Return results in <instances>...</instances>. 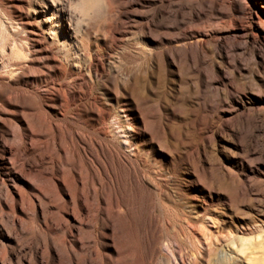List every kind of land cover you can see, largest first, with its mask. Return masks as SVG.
<instances>
[{"label":"rangeland","instance_id":"obj_1","mask_svg":"<svg viewBox=\"0 0 264 264\" xmlns=\"http://www.w3.org/2000/svg\"><path fill=\"white\" fill-rule=\"evenodd\" d=\"M123 1L132 18L159 6ZM163 12L175 39L163 48L207 102L205 110L195 107L201 152L187 155L189 166L165 159L156 168L160 191L121 174L104 187L70 165L71 137L82 133L70 116L40 100L37 111L20 98L0 102V264H159L165 244L178 264H216L222 251L237 253L228 232L264 244V0H168ZM142 24L131 20L129 27ZM160 32L149 35L158 42ZM122 53L115 48L105 60L114 55L130 66L135 56ZM25 75L21 84L51 87L40 70ZM208 217L220 220V232ZM197 230L207 234L200 248ZM248 255L234 254V264L259 263L264 251Z\"/></svg>","mask_w":264,"mask_h":264},{"label":"bare ground","instance_id":"obj_2","mask_svg":"<svg viewBox=\"0 0 264 264\" xmlns=\"http://www.w3.org/2000/svg\"><path fill=\"white\" fill-rule=\"evenodd\" d=\"M147 1L149 6H159L132 18L126 13V3L114 0L111 23L75 32L61 0H24L25 6L18 0H0V102L8 106L20 98L27 109L37 111L40 100L42 106L50 105L58 115L77 122L82 133L71 137L70 165L92 174V184L113 185L121 174L128 183L160 191L156 168L161 170L165 159L172 165L189 166L187 155L196 149L201 152L197 138L202 128L196 122L195 107L205 110L207 102L200 103L190 81L175 71V57L163 48L175 40L163 24L168 0ZM156 16L160 21L154 30ZM131 20L145 24L129 27ZM158 31L162 32L156 42L149 34ZM154 44L161 48L152 49ZM115 48L135 56L130 66L118 62L117 52L105 60ZM34 69L51 80V87L38 81L20 83V76ZM181 85L186 94L181 93ZM172 87L179 94L176 98ZM208 220L221 231L217 217ZM197 231L193 243L200 248L207 234ZM233 234L228 232L226 238L231 246L238 244L237 253L252 256L254 251H264L256 238L236 239ZM157 251L159 264H178L169 244ZM237 253L222 251L216 264L236 263L233 255ZM189 257L195 262L197 254Z\"/></svg>","mask_w":264,"mask_h":264},{"label":"clouds","instance_id":"obj_3","mask_svg":"<svg viewBox=\"0 0 264 264\" xmlns=\"http://www.w3.org/2000/svg\"><path fill=\"white\" fill-rule=\"evenodd\" d=\"M68 24L75 32L101 29L111 23L116 5L114 0H61ZM249 264H253L252 261ZM259 264H264V257Z\"/></svg>","mask_w":264,"mask_h":264},{"label":"snow or ice","instance_id":"obj_4","mask_svg":"<svg viewBox=\"0 0 264 264\" xmlns=\"http://www.w3.org/2000/svg\"><path fill=\"white\" fill-rule=\"evenodd\" d=\"M243 255V253H241Z\"/></svg>","mask_w":264,"mask_h":264}]
</instances>
